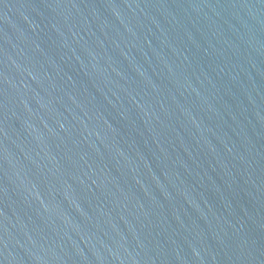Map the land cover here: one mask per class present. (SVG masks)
Wrapping results in <instances>:
<instances>
[{"label":"water","instance_id":"water-1","mask_svg":"<svg viewBox=\"0 0 264 264\" xmlns=\"http://www.w3.org/2000/svg\"><path fill=\"white\" fill-rule=\"evenodd\" d=\"M0 264H264V0H0Z\"/></svg>","mask_w":264,"mask_h":264}]
</instances>
